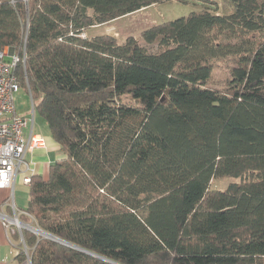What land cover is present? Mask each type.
I'll list each match as a JSON object with an SVG mask.
<instances>
[{"label": "trees", "instance_id": "trees-1", "mask_svg": "<svg viewBox=\"0 0 264 264\" xmlns=\"http://www.w3.org/2000/svg\"><path fill=\"white\" fill-rule=\"evenodd\" d=\"M163 1L0 0V48L24 52L20 85L64 154L47 179L31 177L26 210L38 228L120 264H264V0H203L152 24L141 37L156 52L132 35L80 36ZM247 33L262 42L227 40ZM227 55L237 57L228 92L206 86L212 60ZM221 176L241 180L209 191ZM22 236L30 264H112Z\"/></svg>", "mask_w": 264, "mask_h": 264}, {"label": "rangeland", "instance_id": "rangeland-1", "mask_svg": "<svg viewBox=\"0 0 264 264\" xmlns=\"http://www.w3.org/2000/svg\"><path fill=\"white\" fill-rule=\"evenodd\" d=\"M27 1V0H26ZM210 1V0H208ZM218 2L220 5L221 0H211ZM203 2V3H202ZM208 4V2H207ZM222 4V3H221ZM220 6L216 11L221 13ZM205 5L203 0H187L185 2L177 0H167L160 2L156 7L151 6L150 8H145L141 12H136L129 15V17L119 18L108 25H94L93 28L83 29L80 33L82 38H92L95 34L101 32L111 33L118 43H122L128 35H133L138 43L149 52H156L160 50L157 43H146L141 37V31L152 24L161 23L163 21L173 20L178 17L187 16L190 12H200L204 10ZM88 14H93L91 9L87 10ZM215 12V11H214ZM121 17V16H120ZM105 33V34H107ZM100 35V34H98ZM229 42L234 43L236 47H241L243 49H250L255 47L259 42H262V37L257 33H247L242 37H235L232 39H227ZM225 41V40H224ZM237 64V57L233 55L222 56L212 60V73L207 81L206 86L218 89L223 92H228V82L231 78V69ZM122 101L129 103L131 105H137V103L130 97H122ZM34 102V101H33ZM14 104L16 110L23 116H26L30 121L31 118L35 117V122L38 126L39 122H44L45 120L39 116L35 110L32 116L31 113V97L27 88L21 85L18 92L14 95ZM46 123V121H45ZM240 177L231 176H221L213 177L210 180L209 191L214 190H225L228 184L232 182H240ZM33 226L37 227L36 224L30 222ZM37 236L43 237L40 232L32 230Z\"/></svg>", "mask_w": 264, "mask_h": 264}, {"label": "built area", "instance_id": "built-area-1", "mask_svg": "<svg viewBox=\"0 0 264 264\" xmlns=\"http://www.w3.org/2000/svg\"><path fill=\"white\" fill-rule=\"evenodd\" d=\"M21 63L24 68V52L19 55L13 50L11 52L8 47L0 48V187L11 189L7 202L13 211L12 215L0 212V220L5 229H12L11 226L18 229L26 256V264H30L22 229L32 231L38 228L30 223L33 222V217L26 209L15 207L13 185L15 176L21 173L23 174L22 181L27 184L30 183L33 168L25 160V154L33 149L46 147V139L43 135L32 132L33 117L31 118L29 133H24V129L29 126L30 120L20 114L14 104V95L21 87L16 71ZM24 77L26 81V74ZM31 113L33 116L34 103L32 98ZM24 216L28 217L27 221L22 219Z\"/></svg>", "mask_w": 264, "mask_h": 264}, {"label": "crops", "instance_id": "crops-1", "mask_svg": "<svg viewBox=\"0 0 264 264\" xmlns=\"http://www.w3.org/2000/svg\"><path fill=\"white\" fill-rule=\"evenodd\" d=\"M159 4L160 3L151 4L145 8H150L151 6L156 7ZM145 8L115 18L101 25L111 24L112 22H114L119 18L121 19V18L129 17V15L134 14L136 12H141ZM90 28H93V26H91ZM105 33L107 32H101L98 34H105ZM107 34L112 35L111 33H107ZM34 119L35 117L33 118V122H32V132L41 134L45 137L46 147L37 148V149H33L32 151L26 152L25 160L33 168L31 177L40 176L43 179H47L49 176V166L52 163H54L56 160L62 158L64 154L60 150L59 144L50 135L47 123H45V121L39 122L37 126L36 124H34L35 122ZM30 125H31V121H29V126L26 129H24L25 134L29 133ZM22 176H23L22 173L17 174L15 176L14 185H13V200L15 207L17 209H27L29 202L30 183L29 184L24 183L22 181ZM10 193H11V189L7 187H0V212L8 215L13 214L12 207L7 202ZM11 228L12 229H5L1 224V220H0V264H26V257L24 260H20L17 258V254L19 253L22 247L20 233L18 229L15 228V226H11Z\"/></svg>", "mask_w": 264, "mask_h": 264}, {"label": "water", "instance_id": "water-1", "mask_svg": "<svg viewBox=\"0 0 264 264\" xmlns=\"http://www.w3.org/2000/svg\"><path fill=\"white\" fill-rule=\"evenodd\" d=\"M11 52H12V50H11ZM39 229H40V228H39ZM40 230L42 231L41 234H42L43 237L51 238V239H53V240H55V241H58V242L63 243V244H65V245L71 246V247H73V248H75V249H77V250H80V251H82V252H84V253H87V254H89V255H91V256H94V257H96V258L102 259V260L107 261V262H109V263H112V264H120V263H117V262H115V261H113V260L107 259V258H105V257H103V256H101V255H99V254H96V253H94V252H91V251H89V250H87V249H84V248H82V247H79V246L73 245V244H71V243H68V242H66L65 240H63V239H61V238H59V237H57V236H55V235H53V234H51V233H49V232H46V231H44V230H42V229H40Z\"/></svg>", "mask_w": 264, "mask_h": 264}, {"label": "bare ground", "instance_id": "bare-ground-1", "mask_svg": "<svg viewBox=\"0 0 264 264\" xmlns=\"http://www.w3.org/2000/svg\"><path fill=\"white\" fill-rule=\"evenodd\" d=\"M37 232H40V233H42V231L38 228V229H35Z\"/></svg>", "mask_w": 264, "mask_h": 264}]
</instances>
